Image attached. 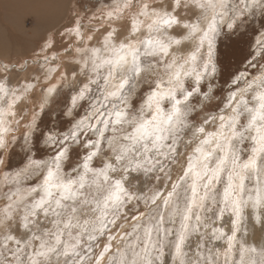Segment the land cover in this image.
<instances>
[{
  "label": "snow or ice",
  "instance_id": "6c2138e0",
  "mask_svg": "<svg viewBox=\"0 0 264 264\" xmlns=\"http://www.w3.org/2000/svg\"><path fill=\"white\" fill-rule=\"evenodd\" d=\"M79 6L84 7L82 3ZM96 12L108 25L104 28L101 46L76 48L75 52L88 56V60L64 64L67 72H61L60 65L48 67L43 77L38 74L33 78L35 82L20 83L16 73L8 65L0 63V99L11 97L7 110L0 109V150L7 151L9 144L16 141L14 134L8 138L13 129L5 126L7 122L3 117H16L17 106L37 95L41 79L47 81L36 105L38 111L33 110L30 119L21 117L27 121L23 140L25 145L32 143V147L26 151L23 168L14 175L41 176L43 179L38 188L43 195L30 207L24 208L18 227L29 230L35 225L33 218L38 212L47 215L51 211L59 216L61 213L57 209L65 207L63 201L76 200L86 186L88 174L96 178L94 183L102 178V184L107 186L103 189L102 200L96 201L100 216L91 228L83 229L77 236L68 231V241L62 239L64 231L59 227L54 234L44 233V236L51 235L50 240L35 233L27 239H18L11 234V227L14 205L19 204L23 197L13 200L0 209V228L7 230L0 243V264H50L53 256L57 259L71 257V261L66 259L65 264H167L166 247L171 249L172 264H264V0H113L109 7L99 8ZM257 13L262 18L260 26H250V35L241 32L249 18ZM81 19L77 12L74 26L66 28L65 34L74 35L81 43L98 39L99 31L91 35L82 31ZM92 19H96V13ZM245 35H248L249 51L244 59L256 74L251 75L247 70L229 74L225 81L226 85L231 84L224 101L227 112L221 110L217 115L209 114L197 120L192 116L196 108L192 99L201 97L203 101H209L213 98L211 81L222 70L220 43L233 36H237L238 42ZM53 46L50 35L41 51L46 53ZM66 55L70 57L72 52L66 49ZM48 59L45 55L46 63ZM51 59L54 62L56 55L53 54ZM89 61L94 72L104 66L109 69L104 77V99L115 101L112 102V110L104 113L93 106L92 111L81 119L73 117L79 102L90 93V85L96 83L90 80L69 97L70 106H66L65 115L73 117V120L67 131H38V116L58 91L59 85L50 83L51 80L56 76L66 80L69 73L75 80L77 74L73 65L79 64L83 71ZM205 81H208L207 91L204 90ZM241 81L243 87L240 86ZM141 83L147 86L148 91L142 97L140 108L134 109L130 98ZM204 106L201 104V109ZM113 114L114 120L111 119ZM105 116L107 118H102ZM21 120L15 123L20 124ZM217 121L218 130L207 131L206 126ZM122 124L131 129L121 137L126 144L117 147L115 136L107 138L109 150L115 154V163L101 161L102 168L91 167L93 160L102 155L109 126L115 134L116 126ZM185 129L192 137L188 144L195 147L192 155L188 156L186 167H181L176 181L171 183V190L164 193L156 188L138 195L132 189L133 181L139 178L131 173L147 174L156 170L158 165L159 171L165 172L160 158L177 154L178 133ZM88 131H93L97 138L82 142L81 135ZM245 141L250 143V147H239ZM82 144L87 150L80 165L82 171L76 178L64 176L65 162L70 161L73 154L78 155L74 146ZM40 145L54 150L47 159L37 158L43 151ZM5 164L6 160L0 158V166ZM118 166L121 174L113 179L110 173H116ZM181 188L185 193L183 210L175 204ZM36 191L37 188H31L28 194ZM134 200H142L148 212L132 216L137 223L132 225L131 233L113 236L109 232L102 250L93 259L91 242L104 235L109 223L116 225L122 219L121 209ZM209 203L215 207L209 208ZM71 211L75 213L77 210L72 208ZM206 211L212 212L216 221L226 225L227 230L224 226L207 223L202 216ZM152 212L156 215H151ZM146 214L149 215V224L143 226V236L136 235V244H125L124 250L118 249L117 256L112 257L113 242L119 239L124 243L126 236L137 233ZM109 215L112 217L110 220ZM166 217L171 223L179 217V228L175 233L171 228L163 227ZM246 221H251L254 229L259 225L251 236ZM201 226L207 232L201 237L205 243L198 245V249H203L207 241H223V247L208 248L207 253L198 250L195 258L189 259L185 251L187 242ZM71 227L69 220L65 229ZM119 227L124 228V225ZM153 233L157 237L155 240ZM85 234L88 238L87 254L79 251L84 243L81 237ZM173 235L174 239L169 240ZM33 241L39 242L38 248H33L24 259L25 251ZM10 242L16 247L9 248Z\"/></svg>",
  "mask_w": 264,
  "mask_h": 264
},
{
  "label": "rangeland",
  "instance_id": "374dc122",
  "mask_svg": "<svg viewBox=\"0 0 264 264\" xmlns=\"http://www.w3.org/2000/svg\"><path fill=\"white\" fill-rule=\"evenodd\" d=\"M29 1V2H28ZM0 0V63L6 64L9 66V69L16 73V78L20 83L33 80L36 75L43 77L44 72L48 67H56L60 65L61 72H67L68 70L63 67L64 64L69 63L70 61H83L88 60V56L83 54H78L75 52V49L78 47H100V40H102V34L105 27L103 19L100 18L99 13L96 12L99 8H107L112 3L113 0H79V3L84 5L83 8L79 6L78 0ZM55 2V3H54ZM54 4V5H52ZM74 5V6H73ZM11 6V7H10ZM33 9L39 18L35 22V17L32 13L27 15L24 12H27L29 9ZM51 8L53 9L51 11ZM55 8V9H54ZM60 8V9H59ZM22 9V10H21ZM49 11H48V10ZM56 10V11H54ZM53 12V15L46 13ZM21 12V13H20ZM80 13L81 23L83 25L82 31L88 34H94L97 31L101 33L98 39L92 41H81L74 37V35L65 34L66 28H71L74 26V18H76V13ZM96 13V19H92L93 14ZM23 14V15H21ZM35 15V14H34ZM59 17V18H58ZM261 17L259 13L255 16L250 17L245 25L240 29L241 32H248L251 34V27L258 28L261 23ZM112 26H118V24H113ZM53 37L54 46L50 51L42 52L41 48L43 47L45 41L49 36ZM239 35V34H237ZM248 40V35H245L237 42V36L231 38H226L219 45V59L221 62L222 70L217 73V76L212 79L211 83L214 86L213 98L209 101H203L201 97H194L192 99V104L196 106L195 111L192 116L197 120H202L206 115L212 114L217 115L225 109V98L228 94V89L231 87V84H225V81L228 79L229 74L244 72L247 70V73L255 75L256 72L249 67L247 61L244 57L247 55L249 48L246 41ZM67 51L72 52V56L66 55ZM53 54L56 55L57 59L53 62L51 57ZM49 57L48 62L44 60V56ZM107 56V53H103ZM77 74L76 79L74 80L69 73L66 80H60L58 76L51 80L50 83L58 84V91L54 94L53 98L49 101L47 107L43 113H40L38 116L39 129L38 131L47 132L49 129L54 131H67L70 127V121L73 120V117L76 120L81 119L88 113L92 111L93 106L100 108L102 112L107 113L112 110V101L105 100V80L104 77L108 75V67L104 66L99 68L97 71H93L92 63L89 61L88 67L81 71L79 64L73 65ZM55 76V74H53ZM249 75V79L251 78ZM90 80H95L96 83L91 84V91L88 93L85 100L79 102V106L74 110L73 117H68L65 115L66 106L69 105V97L74 95L85 83H89ZM48 83L41 79L40 87L36 89V96L31 97L29 100L24 101L22 104L18 105L15 109L17 111V116L12 117L5 115L3 119L7 122L5 126L11 127L13 129L12 133H9L8 138L14 134L16 136V141L10 143L8 150H0V158L6 160L4 166H0V209H3L7 204L11 203L13 200H17L20 197L23 199L19 204L14 205V219L12 221L11 234L16 236L18 239H27L33 233L37 236H42L44 239L50 240L52 237L44 236L45 232L54 234L57 231V227L64 231L62 239L65 241L69 240L68 231H71L72 236L79 235L83 229L91 228L93 222L97 220V217L100 216V211L96 208V201L102 200L103 189L107 187L102 184V178L100 182L95 181V177L92 174H88L87 183L80 194L77 196L76 200H66L63 201L65 207L63 209H57L61 214L59 216L55 215L53 212L45 215L43 212H38L37 216L33 219L35 220V225L30 226L29 230H24L21 227H18L20 217L24 214V208L30 207L34 201L39 200L43 195V192L40 191L38 185L42 183V177L38 174H29L21 175L16 177L14 174L23 168L26 161L23 159L25 157L26 151L28 148L32 147V143L25 145L23 140L24 124L27 123L26 120H21L22 116H28L30 119L31 112L33 110L38 111L36 105L39 101V96L43 91L44 85ZM207 83L205 81L204 90L207 91ZM240 86L243 87V82L241 81ZM148 88L145 84L141 83L135 93L131 96L130 100L134 109H139L143 103L142 97L147 93ZM112 98H110L111 100ZM11 97L7 100L0 99V109L7 110L8 103L10 102ZM201 104L205 105L201 109ZM117 107L119 104L117 103ZM102 118H107L102 117ZM112 120L115 119V115L111 117ZM16 120H21L20 124H16ZM95 123V120H92ZM103 127V125H99ZM117 131L114 134L112 131V126L110 125L108 130L105 132V140L103 142V152L101 157L93 160L91 167L94 169H99L103 167L101 161H111L115 163L114 153L109 150L107 138L115 136L118 141L117 147L121 144H126L127 142L121 139L123 135H126L127 132H130L131 129L127 124L117 125ZM219 127V121L216 123H210L206 126L207 131L214 132L217 131ZM179 143L177 145V154L175 156H170L169 158L160 159L163 162L165 172L159 171V165L157 169L148 172H133L132 176H137L139 179L133 181V191L138 195L143 193H150L153 189L159 188L161 192L166 193V191L171 190V183L176 181L177 174L179 173L181 167H186V162L189 155H192V149L195 145H189L188 141L192 139L191 133L189 130L185 129L178 133ZM96 134L93 131H88L86 135H81L80 140L86 142L87 139H96ZM43 149L41 155L37 158L47 159L51 152L54 150H49L44 148L43 145L39 146ZM76 147V152L78 155L73 154L72 159L68 162H65L63 166V175L71 176L73 178L78 177L82 171L80 165H82L83 157L87 154V150L81 146ZM139 147V146H137ZM241 148L250 147V143L245 141L243 145H239ZM33 152L35 149L33 148ZM75 170V171H74ZM7 174V179L5 178ZM121 170L118 166L116 173H110L113 179L119 178ZM159 177V179H157ZM188 183H191L189 180ZM167 185V187H165ZM251 187V185H250ZM37 188L36 192L29 193V189ZM54 193L56 192L53 189ZM184 189L181 188L178 190V198L175 200V204L183 210L184 208ZM11 197V200L9 199ZM87 201V203H85ZM209 208L215 207L211 203L207 205ZM55 208V205H52ZM72 208H75L77 211L73 213ZM140 212L147 213L148 210L145 207L144 202L141 201H132L130 204L125 205L121 209L120 215L122 219L117 221L116 225L108 224V228L105 230L103 236H99L96 241L91 242L92 246V258H95V255L102 250L104 243L107 241V235L109 232L113 236H122L125 232H132V225L137 222L132 219L133 215H139ZM151 215H156L155 212H152ZM202 216L205 218L206 222L210 225L216 227L224 226L227 230V226L222 224L220 221H216L215 216L212 212H203ZM112 217L109 215L108 219ZM227 219V216H226ZM71 220L73 227L70 229H65V224ZM88 223H85V222ZM142 227L137 233H134L131 237H125L124 243L118 239L113 242L110 255L112 257L117 256L118 249L120 251L124 250L125 244L132 243L136 244L135 236H143V226L149 224V215L146 214L144 219L140 222ZM124 225V228H120L119 225ZM247 230L249 236H251L255 229L259 228V225L253 227L251 221H246ZM163 227L171 228L173 233L179 228V217L175 218V223H171L165 220ZM6 229L0 228V243L3 241V236L6 233ZM207 232V230L201 226L199 232L193 233L185 248V251L188 253L189 259H194V254L198 250H203L207 253L208 248L223 247V241L221 242H211L207 241L203 249H198V245L205 243L202 241L201 237ZM161 235H163L161 233ZM156 234L153 233V239L155 240ZM81 239L84 243L80 246L79 251L83 254H87L88 238L87 235H83ZM174 235L169 237V240H173ZM39 242L33 241V245L26 249L24 259L27 258V254L33 251V248H38ZM14 243H9V248H15ZM139 251V247L136 249ZM165 260L167 264H172L171 249L165 248ZM118 258V257H117ZM129 260L131 259V253L128 254ZM68 259L71 261V257L65 258L63 256L51 257L50 264H65V260ZM222 259V258H221Z\"/></svg>",
  "mask_w": 264,
  "mask_h": 264
},
{
  "label": "bare ground",
  "instance_id": "6f19581e",
  "mask_svg": "<svg viewBox=\"0 0 264 264\" xmlns=\"http://www.w3.org/2000/svg\"><path fill=\"white\" fill-rule=\"evenodd\" d=\"M6 1V0H5ZM26 1H28V0H26ZM36 0H34V2H35ZM29 2V1H28ZM55 3V2H54ZM52 5H54V4H52ZM11 7V6H10ZM29 10L27 11V12H24V14L25 15H27V14H29V13H32V15L35 17V22H37V19L39 18V14H37V12H35L33 9H30L29 7H27ZM55 9V8H54ZM60 9V8H59ZM22 10V9H21ZM48 10V9H47ZM53 9L51 8V11H52ZM49 11V10H48ZM48 11H46V13H48L49 15H53L54 16V13L53 12H51V13H49ZM54 11H56V10H54ZM21 13V12H20ZM35 14V15H34ZM21 15H23V14H21ZM55 17V16H54ZM59 18V17H58Z\"/></svg>",
  "mask_w": 264,
  "mask_h": 264
},
{
  "label": "clouds",
  "instance_id": "9594fccd",
  "mask_svg": "<svg viewBox=\"0 0 264 264\" xmlns=\"http://www.w3.org/2000/svg\"><path fill=\"white\" fill-rule=\"evenodd\" d=\"M74 6V5H73Z\"/></svg>",
  "mask_w": 264,
  "mask_h": 264
}]
</instances>
